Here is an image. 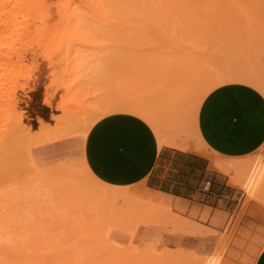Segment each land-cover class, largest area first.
Listing matches in <instances>:
<instances>
[{
	"label": "rangeland",
	"instance_id": "obj_1",
	"mask_svg": "<svg viewBox=\"0 0 264 264\" xmlns=\"http://www.w3.org/2000/svg\"><path fill=\"white\" fill-rule=\"evenodd\" d=\"M35 1L32 0L31 4ZM128 1L131 4L119 7V20L110 21L113 25L98 19L89 0L52 1L42 8L40 17L33 16V7L24 16L18 12L16 21L19 26L25 25L24 31L5 32L0 40L13 50L24 49L25 56L21 61L17 62L14 58L13 62L0 67V84L19 85L15 93L18 99L16 113L21 114L25 126L39 129L38 118L53 125V116L61 113L57 108L58 101H68L74 107L94 106L106 94L120 98L139 92L138 97L144 102L152 99L159 102V106L165 105L174 96L175 90L172 88L177 82L175 76L185 67L195 71L208 64L213 70H240L252 73L264 82V0H234L233 3L242 1L243 6H249H244L246 10L241 8L242 12L240 8L236 9L237 6L234 8L235 5L229 0L230 5L224 0H221L223 3L220 0H158L163 11L156 8L151 0ZM216 2L221 5L218 7ZM239 5L242 7V4ZM49 14L51 17L46 19ZM73 14H76L75 22L72 21ZM235 18L237 22H233ZM222 25L226 30L221 29ZM188 55L194 56L197 62H191L188 66L190 62L183 60ZM74 62L88 69L95 64V76L85 83L81 71L71 69L70 64ZM47 93L52 98L49 106L42 103ZM194 97L190 96L186 101L184 118L191 113ZM177 111L173 116H179ZM88 112L86 109L83 114ZM83 124L79 122L71 136L33 148L37 171L43 175L51 174L50 165L55 163L56 157L67 159L69 172L58 171L57 177L73 183L71 189L59 192V202L55 203L58 208H53L57 217L53 222L61 225L55 228L57 236L54 244L38 247L45 256H49L53 250L58 251L52 264H73V258H77L80 264H92L93 261V264H192L200 256L205 258L211 252L215 254L223 239L225 247L222 245L220 250L224 247L221 258L225 260L221 259L222 264L251 263L264 244V197L249 198L243 188L233 185L241 197L235 202L238 204H232L231 215L221 230L201 226L199 234L208 240L203 252L199 251L203 245L197 249L141 241L136 237L141 224L165 226L172 233L192 234L198 230L190 221L173 213L172 208L127 204L123 205L124 208L116 205L111 210L106 202H98L96 198L88 196L85 188L94 183L79 173L80 168L74 162L78 157V134ZM64 126L65 122L57 125L61 128ZM206 151L212 154L208 149ZM262 152L264 143L249 157ZM41 189L42 198L53 196L48 184L41 186ZM74 190H79V193L75 195ZM127 210L129 213H126ZM245 212L248 214L236 228ZM45 215L49 220L54 219L49 213ZM91 225L100 230L96 232L97 229L94 230ZM76 227H84L88 235L93 230L94 236L85 235L83 229ZM100 232H103L102 236ZM95 257L99 258L96 260Z\"/></svg>",
	"mask_w": 264,
	"mask_h": 264
},
{
	"label": "bare ground",
	"instance_id": "obj_2",
	"mask_svg": "<svg viewBox=\"0 0 264 264\" xmlns=\"http://www.w3.org/2000/svg\"><path fill=\"white\" fill-rule=\"evenodd\" d=\"M31 1L32 0H0V36L5 32L13 30L18 31L19 29H22L24 31L25 25L21 24L19 26L18 22L16 21L18 12H21L22 16H24L26 12L33 7V16L40 17L42 8L55 0H36L35 2H32V4ZM89 1L93 6V9L96 10L97 15L99 16L98 19L103 23H106L108 21L106 23L107 25H113L110 21L120 18V6H127L131 4L128 0ZM151 1H153V4L156 8H159V10L163 11L164 8L158 0ZM226 1L227 0H224L223 2ZM229 1L230 3L235 5L234 8H236V6V9L240 8L239 10L241 12V8L243 10H246V8L249 7L248 5L247 7L246 4H244V6H246L245 8L242 1L241 3H238L240 1H237L235 3H233L234 0ZM229 1H227L228 5H230ZM219 2H221V0ZM218 3L216 2V5H218ZM239 4H242V7ZM220 5L221 4H219L218 7ZM183 9H186L187 12V8L185 6L183 7ZM47 16L48 17H46V19L50 18L51 14ZM75 20L76 14H73L72 21L75 22ZM235 20H233V22H237V20ZM218 24L219 23H217V25ZM248 26L250 27V25ZM223 28L224 26L221 27V29ZM223 30H226V28ZM252 35L254 36V34ZM231 36L233 35L231 34ZM2 42L3 41L0 40V67L4 64L13 62L14 58L17 62L21 61V59H24V49L19 48L17 50H13L11 49L10 45H3ZM184 57L185 58L183 60H185V62H190L189 64H187L188 66L191 64V62L194 63V61L197 60L194 56L191 55ZM198 65L202 67L200 63ZM70 67L71 69L76 68V70L81 71V75L83 76L85 83H87V81L91 80L95 76V64L91 65V67L88 69V67L85 68V66H80V63L74 62L73 64H70ZM203 67V70L202 68H199L200 70L195 69V71L192 70L193 68L191 69L187 67L180 70L178 69V74L175 76V81L177 82L174 81L175 86L172 88L173 90H175L174 96L165 105L161 104V106H159L160 103L156 102V100L153 102L152 99L150 101L144 102V100L138 97L139 92L131 94L128 93L127 96L120 98H116L106 94L94 106L85 105L83 107H74L68 101H58L57 108L61 110V113L59 115L55 114L57 116H53L55 119L54 124L52 125L42 118H38L40 124L38 127L39 129L32 128V126L30 125L25 126L22 122L21 114L16 113V105L18 99L15 96V93L19 85L17 86L15 84L1 82L0 264H42V262L43 264H52L54 262V260L56 259L55 255L58 254V251L53 250L52 248V253L49 252L51 254L49 256H45L43 255L44 252L42 253L40 252V250L41 248H45L47 246L45 244L47 243L48 245L54 244L53 240H55L54 238L57 236L55 228L61 227V225H58L59 223L55 224V222H53L54 220H57V217L55 216L56 213L53 210L55 209L54 207L58 208V205H56L55 203L59 202V192L66 189H71L73 187V183L69 182L68 180H60L57 176L58 171L69 172V161L67 159H60L56 157L54 159L55 163L50 165L52 173L43 175L41 171H37L38 164L35 162L36 157L33 154V148L40 144L59 141L66 138L67 136L73 135V133L75 132V126L79 122H84L82 131L78 134L80 136L81 145L83 144L84 139L91 126L97 120H99V118L110 113L124 112L140 117V119L144 120L153 130L157 139L158 147L166 144L185 151L189 150L202 153L204 154V156L206 155L210 158V164L212 167L228 175L229 184L243 188V190L248 194L245 195L249 198L260 199L261 197H264V152L257 154L253 158L252 156L250 158L249 154L240 157H215L210 154V152L207 153V145L202 140L197 126V113L202 99L215 86L229 81H241L255 86L262 93H264V82H261L262 79H257L258 77L256 78L254 74L240 70L222 71L216 70L214 67L213 68L215 70H213L208 66V64ZM205 69L207 70L205 71ZM174 73L175 72H173L172 75H174ZM190 96L192 98L195 96L194 100L192 99L193 105L191 107V113L184 118L183 115L185 114V104ZM42 103L46 104L47 106L52 104V98L48 93L43 96ZM86 109H88L89 112L87 114H83L84 110ZM175 110H179V113H177L179 115L178 117L176 115L173 116V114H176ZM173 117L177 118L175 119ZM63 122H65L66 126L62 128L57 127L58 124H61ZM191 135H193L194 138H191ZM193 139H195V142L193 141ZM77 156V160H74V162L80 168L79 173L83 177L94 183V185L85 188L88 196L96 198L98 202H106L109 209L112 208L111 210H114V206L116 205H122L121 207L124 208L123 205L127 206V204H132L135 206H138L140 204H151L154 206L171 208L170 202L167 197L155 193H150L148 192L149 189L146 191V189H143L141 187V189H139L138 186H117L103 182L90 170L84 156L81 155L79 151ZM68 159L73 160L74 158L68 157ZM45 184L49 185L48 190L52 193V197H41L43 194L41 186ZM73 192L75 195H77L79 193V190H74ZM131 211H133V209L129 212ZM129 212L127 210L126 213ZM47 213L53 215L54 217L52 218L54 219H47L45 215ZM86 225L89 226L88 224ZM67 227L68 226H66V229ZM70 227L75 228L74 226H69V228ZM91 227L93 226L91 225ZM62 229L64 230L65 227H63ZM80 229H83L84 233H88L87 230L85 231L84 227ZM99 230L100 229H97L96 232H98ZM92 231H89L90 235L86 233L85 235H88L90 237L91 235L94 236ZM96 232H94V234ZM101 233L103 232H100V235L102 236ZM97 234L98 233H96V235ZM104 235L105 234H103V236ZM221 235H223V233ZM221 235H219V237H221ZM224 240L225 239L222 240L223 244H221V246L218 242V245L220 247L219 250L215 252V254H211V252L210 256L208 254V256H204L205 258H201L202 256H200L197 260L194 259V263L192 262V264H222L221 259L224 257L221 258V256L225 247L223 242ZM215 244H217V241ZM222 245L224 247L222 250H220V248H222ZM204 246L205 245L199 248L200 252L204 251ZM38 247L41 248L38 249ZM134 248L137 247L135 246ZM120 250L122 249L120 248ZM93 251L95 250L93 249ZM93 251H91V253H93ZM79 254L82 255L83 253L79 251ZM127 255L128 254H126V256ZM96 257L95 259L97 260L99 257ZM250 262V264H253L254 259H251ZM72 263L80 264L77 261V258H73ZM93 263L95 262L93 261Z\"/></svg>",
	"mask_w": 264,
	"mask_h": 264
},
{
	"label": "crops",
	"instance_id": "obj_3",
	"mask_svg": "<svg viewBox=\"0 0 264 264\" xmlns=\"http://www.w3.org/2000/svg\"><path fill=\"white\" fill-rule=\"evenodd\" d=\"M197 126L213 156L248 155L264 143V93L241 81L219 84L202 99ZM173 147H158L153 130L140 117L115 112L91 126L79 152L103 182L142 185L150 193L167 197L173 213L198 230L192 234L172 233L165 226L141 224L137 238L198 249L208 244L207 238L199 234L201 226L221 230L231 215L232 204H238L235 202L241 196L229 184L227 175L211 166L208 156ZM247 214L241 215L236 228ZM253 259V264H264V245Z\"/></svg>",
	"mask_w": 264,
	"mask_h": 264
},
{
	"label": "built area",
	"instance_id": "obj_4",
	"mask_svg": "<svg viewBox=\"0 0 264 264\" xmlns=\"http://www.w3.org/2000/svg\"><path fill=\"white\" fill-rule=\"evenodd\" d=\"M206 183H208V181H206Z\"/></svg>",
	"mask_w": 264,
	"mask_h": 264
}]
</instances>
